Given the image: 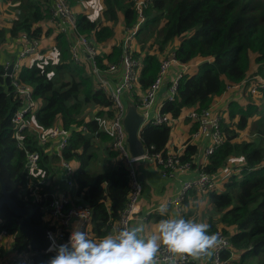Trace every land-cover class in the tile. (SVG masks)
<instances>
[{
    "label": "trees",
    "instance_id": "trees-1",
    "mask_svg": "<svg viewBox=\"0 0 264 264\" xmlns=\"http://www.w3.org/2000/svg\"><path fill=\"white\" fill-rule=\"evenodd\" d=\"M64 1L77 18V32L97 44L112 39L115 29L130 32L139 21L134 0H100L102 16L95 18L79 10L87 0ZM7 3L1 12L11 19L0 22V54L24 34L38 42H54L55 56L22 65L12 76L0 73V179L19 205L39 207L31 221L46 228L44 205L35 203L28 190L36 178L25 167L24 152L16 145L10 122L23 104L14 96L11 81L16 80L29 89L36 104L26 116L30 128L22 133L23 146L41 151L35 128L46 130L58 124L69 131L62 157L76 164L71 175L76 195L92 208L91 234L103 238L120 229L118 221L131 191L123 157L112 149L94 120L96 116L112 117L113 101L92 82L86 64L73 59L71 41L57 26L61 18L53 15L54 0H0L3 6ZM142 17L132 39L137 47L133 57L140 61L139 75L134 88L124 94L138 103L139 93L155 79L162 55L173 52L178 62L195 64L194 71L179 80L173 99L163 101L160 112L176 119L188 110L214 106L221 116L220 139L207 162L199 165L195 161L198 147L190 138L196 130L194 123L178 159L190 164L189 170L214 177L236 169L220 188H213L212 183L202 191H188L180 215L198 222L200 211L204 213L198 200L201 192L206 193L212 212L205 222L211 226L210 233L220 230L229 238L233 254L239 255L226 264H264V88L255 94L247 90L252 76L264 77V0H150L142 7ZM109 47L96 57L100 66L103 60L106 65L119 62L120 45ZM250 56L255 68L246 80ZM235 86L237 89H231ZM238 88H244L245 97L229 99L222 109L215 105V99L228 91L238 93ZM243 131L248 132L247 137L239 140ZM140 138L150 154L165 158L170 124L147 122ZM2 230L7 233V248L1 250V258L25 251L34 264H41L52 256L30 247L6 205L0 206ZM222 258L227 260L229 253H223Z\"/></svg>",
    "mask_w": 264,
    "mask_h": 264
},
{
    "label": "built area",
    "instance_id": "built-area-1",
    "mask_svg": "<svg viewBox=\"0 0 264 264\" xmlns=\"http://www.w3.org/2000/svg\"><path fill=\"white\" fill-rule=\"evenodd\" d=\"M134 4L138 12L139 21L123 38L120 45L121 54L119 62L108 65L106 68L107 72L114 73L118 67H121L122 78L114 86H111L107 80H102L98 86V88L105 91L112 99L114 107L113 115L112 117H94L98 130L108 137L110 146L123 157L129 170L131 191L127 206L118 221V226L120 228L130 227L132 222H137V220L143 219L144 216L157 212L161 203H167L169 205V214L173 216L180 215L181 201L186 193L190 190L202 191L206 186L212 184L217 177L209 176L206 173H199L195 179L185 182L181 190L175 196L163 198L156 207H153V202L142 194L143 187L135 169V162L143 159L154 160L155 165L159 168V174L162 177H174L176 174L185 172L189 170L190 164H183L178 159L183 148L171 150L167 153L165 158H162L158 153L150 154L148 150L144 148V154L137 159L131 158L126 149V134L121 124V120L124 116V107L120 96L123 92L125 93L134 88L139 75L140 61L133 57L134 48L132 39L139 23L143 21L142 7L145 4V0H134ZM53 15L65 20L71 31L75 32L78 37L77 43L71 47L73 59L77 60V48H82L91 59L95 74H99L96 57H98L100 53L90 40L77 32V18L64 0H54ZM20 40L24 46L18 53L16 61L13 62L12 74L7 75L6 73L9 63L0 62L1 74L12 76L15 70H18L22 66V60L29 54L36 52L39 46L37 40L29 39L24 34L20 36ZM190 66L192 67V65L178 62L173 53L161 57L155 79L144 91L143 96L136 104V108L144 116L145 122L147 121L148 110L153 105L158 91L164 85L167 73L169 74V72L173 70L171 68H176V71H173L171 80L165 85L167 93L165 100L168 101H171L175 96L179 80L185 74L192 72V70L190 71ZM252 77L253 80L250 82L247 90L255 94L259 89L264 88V77L256 75ZM11 83L14 88V96L20 97L23 104L13 113L10 122L14 129L16 145L24 152L25 167L28 169L29 174L36 178V181L30 182L28 190L35 203L44 205L43 211L45 214L43 220L48 224L45 228L47 238L49 239V233H51L55 237L57 243L66 242L69 238L72 224L82 218L83 228L88 233L89 237L94 240L101 239L91 234L92 208L79 199L76 195L75 186L71 181V175L76 169L74 163L62 157L63 151L68 146L70 138L69 131H66L58 124L46 130L35 128L33 130L36 132L37 145L41 147V151L30 150L23 146L21 140L22 133L30 128L26 116L35 108L36 104L26 86L19 84L16 80H12ZM215 108L214 106H210L201 110L192 109L186 115V117L196 125V130L191 135L192 141L208 136V144L203 150L205 158H208L213 153L220 139L221 116ZM171 120L172 119L167 115L162 114L159 109L154 118L149 120V123L154 125L170 124ZM149 149H152V147ZM54 159L57 160L56 164L53 163ZM42 160L44 166H42ZM59 183L63 185V189H60ZM217 232L221 236L222 243L217 249L213 250L209 260L211 264H226L230 259L233 257L237 258L239 255L236 256L233 254L229 238L225 234H222L220 230L214 233ZM111 234H115V231ZM6 242L7 233L2 230L0 231V252L2 249L7 248ZM49 242L51 243L50 239ZM43 253L54 255V253L48 252V249ZM223 253H229V258H227V260L222 258ZM10 256L11 257L7 259L0 257V264H34L31 254L28 252L22 251ZM165 256H167V253L162 250L161 258ZM50 257H47L41 264H46ZM188 264H191L190 260Z\"/></svg>",
    "mask_w": 264,
    "mask_h": 264
},
{
    "label": "clouds",
    "instance_id": "clouds-1",
    "mask_svg": "<svg viewBox=\"0 0 264 264\" xmlns=\"http://www.w3.org/2000/svg\"><path fill=\"white\" fill-rule=\"evenodd\" d=\"M157 212L167 218L160 219L152 229L140 223L99 240L89 237L81 218L72 224L64 243H57L49 233L48 252L54 255L46 264H188L189 260L203 264L222 243L218 232L210 233V224L182 215L170 216L167 203H161ZM162 250L167 253L163 258Z\"/></svg>",
    "mask_w": 264,
    "mask_h": 264
},
{
    "label": "crops",
    "instance_id": "crops-1",
    "mask_svg": "<svg viewBox=\"0 0 264 264\" xmlns=\"http://www.w3.org/2000/svg\"><path fill=\"white\" fill-rule=\"evenodd\" d=\"M3 7L4 6L0 4V22L2 21L1 14H4L1 12ZM85 12H87V10H85ZM89 15L90 17H93V18L98 17L96 15L93 16L92 14H89ZM4 19L8 21L11 19V17L10 19H7L6 17H4ZM57 23H58L57 26L60 32H63V34H65L68 37V39L71 41L70 43V48H71V46L76 44L78 41L77 35L73 31H71L70 27L68 26L65 20L63 19L58 20ZM117 34L118 32H115L114 37L110 39L109 41L104 42L103 44H97L94 42L96 49L100 53L99 57H101L107 50L110 49L109 46L111 44L121 45L125 32H121V36ZM23 46L24 44L22 43L21 40L20 41L17 40V42L14 45L6 46V50L4 52L5 54L4 53L0 54V62H3V63L8 62L9 64L15 62L17 55L21 51ZM53 46H54V42L50 43L49 40L40 41L36 52L26 56L22 60V65L30 66L36 61L40 62L42 60H45L46 58L54 59L55 52H54ZM133 48H134V52H136L137 50L136 44H133ZM76 53H77V59L79 61H83V63L86 64L88 74L91 77L92 82L97 87L99 86L102 80H107L111 86H114L121 80L122 78V68L121 67H118L114 73L107 72L106 71L107 66L113 63L106 65L105 61L103 60L100 62L101 66L98 64L99 74H95L93 67H92L91 59L84 52V50L82 48H77ZM191 65L192 67L190 66V71L191 70L194 71L193 66H196V65L195 64H191ZM253 67L254 66H251L250 70L253 71L254 70ZM171 69H170L171 71L169 72V74L167 73V76L164 80V85L162 87H165V85L169 83V81L172 78L173 71H176V68L174 67ZM16 71L17 69L15 70L14 74L16 73ZM231 89H237V86L231 87ZM160 90L157 93V96L155 98L153 105L148 110L147 121L144 122V125L147 122H149V120L154 118L156 113L159 111L161 104L165 100V97L167 95L166 90L165 92H161V93H160ZM143 93L144 91L142 93H139L140 97L138 98V101L143 96ZM233 96H231L230 91H228L227 94H225L224 96L215 99V105L218 108L222 109L224 106H226L228 100L232 98ZM120 99H121V102L124 108L128 102H131L129 101L128 96L124 94V92L120 96ZM189 111L190 110L186 111L185 113H183L180 117L176 119H172L170 122V139L168 143L169 152L173 149L175 150L176 148H183V142L186 140V138L189 137L191 127L192 125H194V123L188 117H186ZM208 141L209 140L207 136H204L203 138H200L199 140H196V141L191 140V142L195 143L198 147L197 156L195 157V161L199 165H204L207 162V158H205L203 155V150H204V147L208 144ZM75 166L76 164L74 163V167ZM135 169H136L138 178L143 187L142 194L153 202V207H156L161 202L160 200H162L163 198H167L169 196H175L181 190V187L185 182L191 181L199 175V172L197 171V169H194V171L187 170L185 172H181L179 174H176L174 177H162L159 174V168L157 167V165H155V162L152 159H143V160H139L135 162ZM215 182L213 183L215 184ZM59 187L60 189L64 188L61 183H59ZM220 187L221 186H219V188ZM206 201L207 199L205 196V202ZM207 206H208V202H207ZM207 206L201 205L200 210H203V209L205 210ZM169 215L173 216L171 214ZM162 218H167V217H161L158 214V212H154L148 216H144L143 219L141 220H137V222H132L130 224V227L143 223L147 228L152 229L155 227L158 221ZM206 220L207 219H205L204 217H199L198 222H206ZM190 262L191 264H196V262H193L191 260ZM203 264H211L209 257H206L204 259Z\"/></svg>",
    "mask_w": 264,
    "mask_h": 264
},
{
    "label": "water",
    "instance_id": "water-1",
    "mask_svg": "<svg viewBox=\"0 0 264 264\" xmlns=\"http://www.w3.org/2000/svg\"><path fill=\"white\" fill-rule=\"evenodd\" d=\"M13 70V63H10L7 69V75ZM166 87H162L161 92H165ZM144 116L137 110L136 105L128 102L124 108V116L121 120L123 130L125 131L126 149L131 158L137 159L144 154V145L140 138V133L144 125ZM1 180V179H0ZM6 205L7 208L16 217L18 229L29 240L30 247L38 252H45L50 242L46 235V230L40 225L31 221L33 213L39 210L38 206L29 204L19 205L10 197L9 192L5 188V184L1 180L0 184V206Z\"/></svg>",
    "mask_w": 264,
    "mask_h": 264
},
{
    "label": "rangeland",
    "instance_id": "rangeland-1",
    "mask_svg": "<svg viewBox=\"0 0 264 264\" xmlns=\"http://www.w3.org/2000/svg\"><path fill=\"white\" fill-rule=\"evenodd\" d=\"M137 1V0H136ZM150 0H145V2H149ZM10 3H7V4H5L4 5V7L5 6H7V5H9ZM3 7V8H4ZM80 11H83V10H87V12L86 13H89V14H92L93 16L94 15H96V16H98V17H101L102 16V11H103V9H102V5H101V2H100V0H87V1H83L81 4H80ZM1 17H2V19H4V17H6L7 19H10V17L8 16V15H6V14H1ZM115 32H118V34L117 35H119V36H121V32L122 31H119V30H117V29H115ZM118 43V42H117ZM171 53H173V52H171ZM174 54V53H173ZM167 55V54H166ZM41 56V55H40ZM168 56V55H167ZM175 56V55H174ZM40 61V60H39ZM43 61H46V60H43ZM251 66H254V62H253V56H250V68H251ZM253 68H255V66L253 67ZM253 75V71L252 70H250L249 69V71H248V76H247V79L246 80H248V78H250L251 76ZM243 89V90H242ZM248 89V88H247ZM245 90H244V88H238V93H234V96H233V90L232 91H230V94H231V96H233V98H230V100L231 99H235V98H241V96H243V97H245V95L243 94V92H244ZM242 92V94H239V93H241ZM246 92V91H245ZM240 95V96H239ZM229 100V101H230ZM229 101L227 102V106H228V103H229ZM226 108V107H225ZM222 115H223V113H222ZM224 116V115H223ZM247 133L248 132H246V131H243V132H241L240 133V135H239V137H238V139L240 140V139H245L246 137H247ZM252 137V136H251ZM253 138V137H252ZM53 163L54 164H56L57 163V160L56 159H54V161H53ZM225 171V174L222 172L220 175H218L216 178H215V185H213L214 187L213 188H219V186H221L222 185V183L223 182H225L226 180L228 181V179L230 178V176L232 175V174H235V172H236V169L234 168V167H232V169L231 168H229L228 170H224ZM205 196H206V193H205ZM205 196H204V193H202V196H201V198L198 200V203H199V205H203V206H207V201L205 202ZM207 199V198H206ZM200 211V210H199ZM199 211H197V213H199ZM202 212L203 211H200V215H202ZM209 215H212V212H211V208L209 207V206H207L206 208H205V210H204V213H203V215L201 216V217H204L205 219H206V217L208 218V216ZM7 253V250H5V253H4V255ZM237 263H238V261H237Z\"/></svg>",
    "mask_w": 264,
    "mask_h": 264
}]
</instances>
